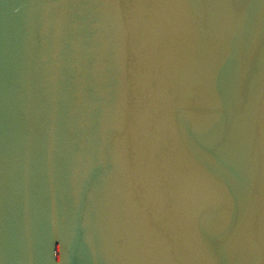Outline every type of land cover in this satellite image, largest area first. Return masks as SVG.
Wrapping results in <instances>:
<instances>
[{"label":"water","instance_id":"obj_1","mask_svg":"<svg viewBox=\"0 0 264 264\" xmlns=\"http://www.w3.org/2000/svg\"><path fill=\"white\" fill-rule=\"evenodd\" d=\"M0 264H264V0H0Z\"/></svg>","mask_w":264,"mask_h":264}]
</instances>
